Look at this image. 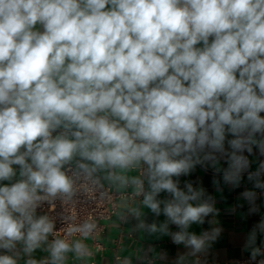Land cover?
I'll return each instance as SVG.
<instances>
[{
  "label": "clouds",
  "instance_id": "clouds-1",
  "mask_svg": "<svg viewBox=\"0 0 264 264\" xmlns=\"http://www.w3.org/2000/svg\"><path fill=\"white\" fill-rule=\"evenodd\" d=\"M261 113L264 0H0V264H37L44 245L40 264L88 254L82 240L49 242L55 223L38 214L71 199L77 179L132 188L142 199L124 201L125 218L185 249L159 260L199 264L222 228L215 198L181 177L200 166L236 189L246 175L240 199L258 213L264 159L252 170L250 156L264 157ZM209 216V229L190 231ZM241 250L244 264H264V216Z\"/></svg>",
  "mask_w": 264,
  "mask_h": 264
},
{
  "label": "crops",
  "instance_id": "crops-1",
  "mask_svg": "<svg viewBox=\"0 0 264 264\" xmlns=\"http://www.w3.org/2000/svg\"><path fill=\"white\" fill-rule=\"evenodd\" d=\"M261 115L264 116V113H261ZM258 159H264V157L250 156V160L253 161L252 170H255ZM221 167H226L223 161H221ZM137 174L135 171L129 173V175ZM213 179L220 181L222 191L217 190L212 183ZM185 181L194 182V186H197L196 182H201L206 192L215 198L218 215L214 218L217 221L214 226L222 228L219 238L213 243L207 255L199 258V264H237V262L244 264L248 259V253L241 250L244 237L252 225L264 216V195H260L257 201L260 211L249 216L247 215V202L240 199L241 192L252 189V184L247 182L246 175L241 185L236 189H232L231 186L223 184L222 174H217L212 169L205 170L197 166L191 175L181 177V187H183ZM103 182L108 185L107 181ZM112 188L116 189L115 187ZM128 189L133 190L132 188ZM257 192L259 194L260 190H257ZM163 196L164 194H161V198ZM125 200L129 201L126 198L118 200V213L106 222V230L98 238V242L102 244L103 248L97 249L96 241L91 238L76 239L82 240L87 246L88 254L77 257L73 253H68L64 264H113L116 256H120L122 261L124 258H129L132 264H163L159 260L160 253L166 252L168 261L171 262L178 254L185 251L182 245L173 244L170 237L149 235L145 231L136 228L135 220L125 218L127 212L126 207H124ZM129 203L138 205L139 201H129ZM241 204L242 207L239 206ZM232 207L236 208V212L230 214L227 209ZM143 211L146 214L145 219L147 222L151 223L157 219L147 209H143ZM211 219L213 217L209 216L206 218L204 225H193L190 231L199 234L201 231L209 229L211 226L207 223V220ZM163 220V216L159 217V221L162 222ZM172 230H176L175 226H172ZM47 256V245H44L37 249L31 258L35 259L37 264H40ZM28 258L23 256L18 264H25ZM196 259L189 257L187 264H196Z\"/></svg>",
  "mask_w": 264,
  "mask_h": 264
},
{
  "label": "built area",
  "instance_id": "built-area-1",
  "mask_svg": "<svg viewBox=\"0 0 264 264\" xmlns=\"http://www.w3.org/2000/svg\"><path fill=\"white\" fill-rule=\"evenodd\" d=\"M101 183L102 188L88 181L77 179L74 185L75 194L71 199L46 202L38 209V214L49 216L55 223L54 233L49 237V242L56 238H65L70 242L84 238L79 233L70 232V230L87 221L97 225L87 238L96 241L97 249L103 248L98 238L104 234L106 222L118 213V200L126 198L129 201H140L142 198L136 197L133 200L131 198L133 190L127 188L118 191L103 181ZM113 264H122V258L116 256Z\"/></svg>",
  "mask_w": 264,
  "mask_h": 264
}]
</instances>
